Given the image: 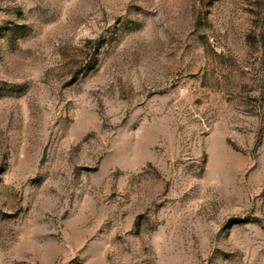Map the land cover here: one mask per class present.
<instances>
[{"label": "rangeland", "instance_id": "rangeland-1", "mask_svg": "<svg viewBox=\"0 0 264 264\" xmlns=\"http://www.w3.org/2000/svg\"><path fill=\"white\" fill-rule=\"evenodd\" d=\"M0 264H264V0H0Z\"/></svg>", "mask_w": 264, "mask_h": 264}]
</instances>
